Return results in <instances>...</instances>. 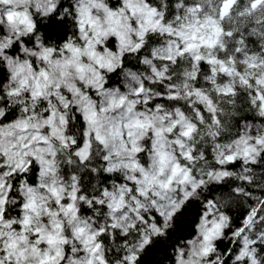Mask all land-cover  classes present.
Returning <instances> with one entry per match:
<instances>
[{
    "label": "snow or ice",
    "instance_id": "snow-or-ice-1",
    "mask_svg": "<svg viewBox=\"0 0 264 264\" xmlns=\"http://www.w3.org/2000/svg\"><path fill=\"white\" fill-rule=\"evenodd\" d=\"M0 264H264V0H0Z\"/></svg>",
    "mask_w": 264,
    "mask_h": 264
}]
</instances>
